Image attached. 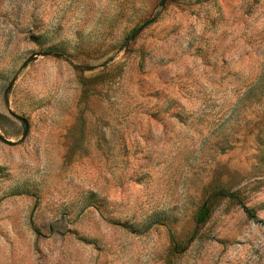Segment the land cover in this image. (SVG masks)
Returning a JSON list of instances; mask_svg holds the SVG:
<instances>
[{
	"label": "rangeland",
	"instance_id": "374dc122",
	"mask_svg": "<svg viewBox=\"0 0 264 264\" xmlns=\"http://www.w3.org/2000/svg\"><path fill=\"white\" fill-rule=\"evenodd\" d=\"M0 135V264H264V0H0Z\"/></svg>",
	"mask_w": 264,
	"mask_h": 264
},
{
	"label": "trees",
	"instance_id": "16d2710c",
	"mask_svg": "<svg viewBox=\"0 0 264 264\" xmlns=\"http://www.w3.org/2000/svg\"><path fill=\"white\" fill-rule=\"evenodd\" d=\"M226 197L236 200L237 202L243 204L241 197L236 191H230V190L216 191L208 198V200L204 203V205L200 209V212L198 214V222L200 223L205 222L209 218L210 214L214 210L216 199L226 198ZM245 210L248 214H250V216L252 217L254 216L251 214V210L247 208Z\"/></svg>",
	"mask_w": 264,
	"mask_h": 264
},
{
	"label": "water",
	"instance_id": "95a60500",
	"mask_svg": "<svg viewBox=\"0 0 264 264\" xmlns=\"http://www.w3.org/2000/svg\"><path fill=\"white\" fill-rule=\"evenodd\" d=\"M165 2V0H162V4ZM11 113L15 116V117H17L18 119H20L24 124H25V130H24V133H23V137H25L27 134H28V131H29V121H28V119L27 118H25V117H23V116H21V115H18V114H16V113H13L12 111H11ZM0 139H3V140H5V141H9V142H11L10 140H8V139H6L5 137H3L2 135H0Z\"/></svg>",
	"mask_w": 264,
	"mask_h": 264
}]
</instances>
